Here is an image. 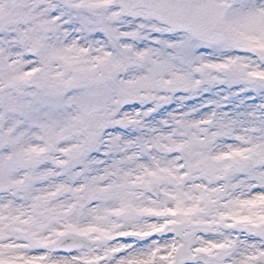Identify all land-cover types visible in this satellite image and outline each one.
I'll return each instance as SVG.
<instances>
[{
	"label": "snow or ice",
	"instance_id": "snow-or-ice-1",
	"mask_svg": "<svg viewBox=\"0 0 264 264\" xmlns=\"http://www.w3.org/2000/svg\"><path fill=\"white\" fill-rule=\"evenodd\" d=\"M0 264H264V0H0Z\"/></svg>",
	"mask_w": 264,
	"mask_h": 264
}]
</instances>
